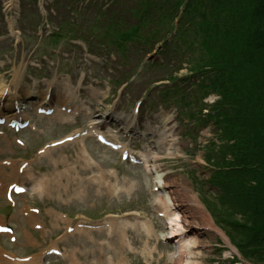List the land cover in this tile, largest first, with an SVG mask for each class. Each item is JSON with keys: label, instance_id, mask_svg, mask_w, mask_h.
<instances>
[{"label": "rangeland", "instance_id": "1", "mask_svg": "<svg viewBox=\"0 0 264 264\" xmlns=\"http://www.w3.org/2000/svg\"><path fill=\"white\" fill-rule=\"evenodd\" d=\"M36 0H22L21 7L23 10L22 14V23L24 27L29 26V21L35 20L34 22L37 25H41L43 19L39 17V9L37 7ZM76 0H56L54 4H50V11L60 9L59 18L50 17L51 12L48 11L49 24L55 28H58V22H67L68 12L69 16L76 17L79 21V26L76 25L77 29L80 27L82 29L83 24L82 18H78L71 11L80 12L79 7L81 4H76ZM83 2V0H82ZM56 3V5H55ZM99 4L98 8L103 4ZM71 10V11H70ZM93 9L92 12H94ZM83 11V10H82ZM91 12V13H92ZM87 18L91 19V14ZM30 28V27H29ZM43 44L40 47V52L33 53L30 49H21V53L17 56L15 52L11 50V44L8 42L0 43V53L7 54L10 56V61L12 60L11 65H7L4 69H0V72L11 71L14 68L18 69L19 77L18 82L22 84L19 87V95L21 101H32L34 99L39 100L46 89L53 87L51 99L55 103L56 100L62 99L63 101H68L69 96L74 94L78 101L84 103L91 115L80 116L77 119L76 123L69 124L68 126H63L59 122L46 119L39 120L38 127L45 128L47 131V140L57 141L58 139L65 138L71 133L76 131L83 130L90 126L92 122L101 121V117L105 114H110V111L113 109L114 114H120L131 124V121L134 120V108L136 103L143 101L140 108V116L136 118V128L137 130H144L147 132H152V130L157 131V134L153 136H148L146 139H140L135 137L134 140L127 139L125 142L127 145L131 146L133 149L137 150V153L140 151H145L146 144H150L152 147V152L158 153L160 159L157 163V166H160L164 169L169 175L176 177L183 176L188 182L189 186L193 189L196 196L199 198L203 207H205L204 200L206 197H211L207 193L206 188L203 190V186L207 179L211 176V169L206 163V152L204 147L216 138V133L213 125L206 128H198L195 122L188 120L187 116L181 115L180 111L188 110V114L191 112V109L182 107L172 106L171 108H164L160 95L158 94L161 90V84L165 82L156 83V77H168L169 68L172 64H176L177 67H184L180 72L181 77L185 75L190 69V66L184 64V62L178 64L180 56L178 55V50L173 51L169 55L165 54L164 57L161 55H156L155 60H159L166 67L159 70H147L140 68V61L143 55L138 53L136 55H128L132 60L126 61L127 66L115 64L117 55L111 57L110 53H103V51L98 49V45L89 43L87 41L88 48L92 49L95 53L90 51L83 42H76L72 44L67 42V40L60 42L57 45L56 50L51 45V42L45 37ZM34 38H29L30 47L35 44ZM45 44V45H44ZM93 47H96L98 50H95ZM56 51L57 55L51 57V53ZM92 53V54H91ZM190 60H197L200 58L199 50H196V46L192 49L189 46ZM46 54L47 59H42L41 55ZM99 54V55H98ZM6 62V58H4ZM35 60L41 61L43 64L42 69L44 70H35V68H30L29 63H32ZM44 60V61H43ZM145 64L148 61H144ZM183 64V65H181ZM181 65V66H180ZM171 67V66H170ZM126 68L129 69L131 76L136 74L130 84H124L127 81L125 74ZM157 71V72H156ZM178 73V74H180ZM177 74V75H178ZM6 80H10L9 75H5ZM176 77V74L174 75ZM168 79V78H167ZM194 80H191L193 82ZM50 84V86H49ZM190 83L185 84L183 87L188 90L193 89L194 87L189 85ZM49 86V87H48ZM152 90V94L149 97H145V94L148 90ZM180 91V89H179ZM199 95L196 92L191 93L189 97L192 101L197 102L199 100ZM179 96V95H177ZM36 97V98H35ZM215 98L210 96V98L205 99V102L210 104L213 103ZM137 103V104H138ZM57 106V104L55 103ZM13 106V105H12ZM195 107V106H192ZM187 115V114H186ZM168 117L170 121L175 125L174 138L176 140L173 146H159L156 144L159 139V135L164 130L163 118ZM117 123L124 125L123 121H117ZM55 124V125H54ZM107 126H114L117 128V124L110 122L109 117L106 118ZM147 127H152V130L147 129ZM159 133V135H158ZM35 135V134H34ZM36 136V135H35ZM120 139L124 138V134L121 133ZM44 139V138H43ZM174 143V142H172ZM86 147L92 151L93 158L96 159L100 167L104 170H116L118 172V178H113L109 175H106V179L110 180L112 183H118L124 187H130L132 189L130 192L123 193L113 197L110 194V191L104 186H99L97 183L94 185L93 189H86L84 185V197H86V204L74 202L69 205L71 208L58 207V201L51 202V206H54L56 209L63 210L67 212L71 217L76 216L77 222H82L88 220V223H95L105 221L107 218H117L125 217L128 214L139 213L143 216L151 218L154 221L157 231L159 233L164 232L168 233L166 229L168 228V223L164 218H159V213L161 209L156 208V204L159 201L160 191L155 192L154 187L156 186L155 178L150 174H147L144 171V167L132 166L128 161H122V158L119 153L112 152L108 148L101 146L95 138L87 139L85 141ZM171 144V143H170ZM7 144H3L4 147ZM34 151L37 150L38 147ZM154 147V148H153ZM158 147V151L157 148ZM72 148V146H71ZM170 148V149H169ZM161 149V150H160ZM73 149H70L68 153H72ZM75 150L78 152L79 147L75 146ZM77 152H75L77 156ZM71 155V154H70ZM77 158V157H76ZM78 161V171L85 176V172L91 174V171H85V166L83 161ZM99 171V168L93 167L92 172ZM64 178V177H63ZM69 184V182L64 181ZM72 186L75 187L76 184L71 182ZM81 183H79L80 187ZM216 188L209 190L212 193V196L216 193ZM81 198V197H79ZM81 199V201H82ZM34 199L33 201H35ZM36 206L41 207L40 201H35ZM43 206V205H42ZM47 207V205H45ZM210 218H212L211 213L205 207ZM15 211V210H14ZM0 213L7 216L9 209L5 207L0 208ZM13 218L17 217L15 214L12 215ZM48 217L47 215H44ZM41 217V216H40ZM87 218V219H84ZM92 218V219H91ZM12 219V218H11ZM17 218H14V222ZM41 220L40 218L38 219ZM129 220H133L132 217ZM42 221V220H41ZM213 224L219 229L217 223H215L214 218H212ZM23 222L21 217H18V222L16 226L17 238L24 237L21 235L26 229L27 226ZM15 225V224H14ZM20 226V227H19ZM52 226L48 225V228L51 229ZM223 233L224 231L220 229ZM61 230H52V233H49V236L52 237L51 244L43 243L41 246H36L29 248V246H23L25 242L21 238L14 246L8 245V252L14 253L17 256H28L31 253L40 255V253L52 246V244H57L62 247V249L67 253V256L64 259L60 258H49L47 261L49 264H70L71 263V254L76 252L77 257H79L81 264H93L94 260H101L102 264L105 263L107 255L113 256L115 261L124 258L127 264H178L176 263V258L178 253H176L175 243L168 242L166 239L158 240L155 237L149 239L147 235L143 232H135L134 230L128 229L130 240L135 248L134 252H131L127 248L122 247L120 244L119 237L111 239V245L116 250L112 251L108 246L100 247L97 242L107 241L108 234L105 231H94L92 232L95 241L91 242L90 239L85 235L74 234V236H69L68 240L64 239L62 243L60 239L62 236ZM30 234L35 238H41V233L36 232L35 230L29 228ZM45 235V234H44ZM225 238L228 239L226 233H224ZM29 237L26 234V237ZM44 237V236H42ZM48 236L42 239L43 242H49L50 240L46 239ZM20 240V239H19ZM200 240L204 242H211V247L206 249L199 248L198 251L204 252V256L197 260V264H233L234 257L238 255V251L234 250L233 245H229L228 242L221 236L214 233H205V235L200 237ZM4 243L8 244V240H3ZM6 241V242H5ZM230 241V239H229ZM23 243V244H22ZM146 243H149V247L155 248L156 250L150 254H145L142 252L144 250ZM101 249L104 250V253L101 254ZM247 264H256L253 262ZM264 264V263H261Z\"/></svg>", "mask_w": 264, "mask_h": 264}, {"label": "trees", "instance_id": "2", "mask_svg": "<svg viewBox=\"0 0 264 264\" xmlns=\"http://www.w3.org/2000/svg\"><path fill=\"white\" fill-rule=\"evenodd\" d=\"M134 1L137 14L131 15L139 26H130L122 34V43H117L116 47L124 54L128 53L127 41L143 40L144 44L155 46L172 35L175 17L186 2ZM185 11L177 39L188 48L197 47L200 58L190 61L191 72L201 79L202 89L221 97L207 116L208 121H215L218 130L217 141L206 147V160L215 168L210 184L218 187V197L207 206L243 258L261 264L264 263V0H190ZM126 18L121 14L118 22ZM119 27L112 22L108 29L118 37Z\"/></svg>", "mask_w": 264, "mask_h": 264}, {"label": "bare ground", "instance_id": "3", "mask_svg": "<svg viewBox=\"0 0 264 264\" xmlns=\"http://www.w3.org/2000/svg\"><path fill=\"white\" fill-rule=\"evenodd\" d=\"M2 88L3 85L1 83L0 89ZM45 99L46 97L44 96L43 101H45ZM69 101L70 104H72V114L67 115L63 113L61 111V106L64 104H61L59 101L57 102V104H59V107H57L55 114L52 115L53 119H61L63 122L69 123L70 121L75 120V118L77 117V113L79 112L88 114V111L86 112V109L83 107L84 104L77 103L75 101V98H72ZM37 105L40 104L38 103ZM120 118L121 120H123L122 117ZM163 121L165 123L167 132L168 130H173V122H171L169 118H164ZM101 126L102 125H97L95 127H92L88 134H90L92 131H98V128ZM113 134L114 133H111V135ZM146 134L147 133H145V135ZM162 135L164 134H161L160 136ZM168 136L171 137L172 134H168ZM168 136H163V141L167 140ZM84 140L85 139L83 138H81L80 140L82 144L81 157L87 162L88 166L92 168L94 166L99 168V165L96 160L94 158H90L88 153L86 152V147H84L83 143ZM167 143H172V141L170 140ZM121 152L123 154L124 149H121ZM159 159L160 155L148 152L147 155H144V166L147 171L149 170L151 173H156V186L160 187V199L156 204V208L161 209L160 211L163 212L169 222L168 228L166 229L168 233H159L156 230L154 222L148 220L146 217H142L139 213L134 214V222L129 221L126 217H118L116 219V222H114V219L112 222H110L109 220L111 219H109L106 220V223H102L103 225H98V230H104L108 234L117 235L121 237L122 244L125 247L127 246L128 248H130L132 251L135 250V248L133 247V244L131 243L130 239H128V229L134 230L138 233L139 231L144 232L149 239H151L152 237H156L158 240H162L166 237L170 239L171 242L175 243L176 253H178L176 263L197 264V259L202 258L204 256V252L198 251V248L201 247L203 249H206L208 247H211L210 241L204 242L203 240H200L201 236L205 235V233H214L224 238L227 242L228 239L225 238L224 233L220 229L214 226L212 218H210L205 207L202 206L199 198L196 196L193 189L189 186L186 179L183 176L176 177L171 174L169 175L164 169L159 168V166H156L155 164L158 162ZM105 174H108L114 178L117 176L116 172L114 173L111 171H103L100 168V171L98 173H94L93 179H95V181H104ZM104 182L105 186L108 187L109 190H111V194L114 197H116V195H119L120 193H127L131 191L130 187L125 189V187L120 184L116 183L115 185H113L110 181ZM59 219L62 220L63 217L61 216V218ZM30 220H37V216H31ZM90 230L91 229L86 227L85 224L81 227L76 228V232L78 234L87 235L89 239L93 241V234H91ZM106 245H109L110 247L112 246L108 241ZM52 248L57 249V247H55L54 245H52ZM154 250L156 249H150L149 244H146L142 252L151 255ZM4 254L5 252L0 249V264H20L15 263L17 262V260H15L13 257H10L9 259L5 258L3 256ZM72 257H74V264H80L79 260L75 256V252ZM106 261L111 264L115 263L112 257H109ZM35 262H37V260ZM118 264L127 263L126 261H124V258H121L119 259Z\"/></svg>", "mask_w": 264, "mask_h": 264}]
</instances>
